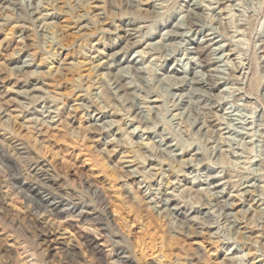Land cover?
Here are the masks:
<instances>
[{"label":"rangeland","instance_id":"374dc122","mask_svg":"<svg viewBox=\"0 0 264 264\" xmlns=\"http://www.w3.org/2000/svg\"><path fill=\"white\" fill-rule=\"evenodd\" d=\"M0 106V264H264V0H0Z\"/></svg>","mask_w":264,"mask_h":264},{"label":"bare ground","instance_id":"6f19581e","mask_svg":"<svg viewBox=\"0 0 264 264\" xmlns=\"http://www.w3.org/2000/svg\"><path fill=\"white\" fill-rule=\"evenodd\" d=\"M83 47H85V46H83ZM215 49V48H214ZM81 50H82V48H81ZM197 53H198V55L200 56V60L202 61V63L203 64H205L206 66H209V65H211L212 64V62H213V59H212V53H211V47L209 46V45H203V46H199L198 48H197ZM14 54V53H13ZM43 59V58H42ZM257 65V64H256ZM243 66H244V64H243ZM209 68V67H208ZM251 82V81H250ZM212 83V82H211ZM119 85V84H118ZM91 86H89V88H90ZM119 87V86H118ZM251 87V86H250ZM120 90V89H119ZM2 107L0 106V109H1ZM104 109V108H103ZM100 110V109H99ZM102 111V110H101ZM83 137V136H82ZM27 154V153H26ZM6 156H4V155H2V154H0V158L2 159V160H4V162H6L7 163V161H6V158H5ZM1 160V161H2ZM54 161V160H53ZM107 164V163H106ZM9 166V165H8ZM10 167V166H9ZM12 167V166H11ZM40 170H42V172H46L45 170H43V168H41ZM113 177V176H112ZM47 180H49V182H51V183H49L48 185H46V186H39L38 188H34V187H32V186H24V188L23 189H25L24 191H26V193H28V194H30V196H33V197H40V203L42 204V205H45L46 206V208H50L51 209V212H53L54 211V209L55 210H58V209H60V207H62L63 208V210H65V207L63 206V202L62 201H60V202H62V204L60 203V205L61 206H59V202H57V200H58V198L56 197V196H54V193L51 191V190H53L54 189V184H56V181L54 180V179H51L50 177H48L47 178ZM85 184H83V186H84ZM23 187V186H22ZM85 188H87V192L93 197V200L94 201H96V203H97V205L100 207V209H101V213L102 214H100V215H98V217H97V222L98 223H101V222H104L105 220L107 221V224H108V226L110 227V216L112 217V215H110V213H108V204L106 203L107 201L105 200V198L104 197H106V195L103 197V195L100 193V191H103V189H100V187H98V186H96V185H93V183L92 184H89V182L87 183V186L85 187ZM222 188H223V186H222ZM27 197V196H26ZM29 197V196H28ZM217 198V197H216ZM110 200V199H109ZM121 200V199H120ZM135 200H137L136 199V197H135ZM113 204H115V203H113ZM121 204V203H120ZM69 206V205H68ZM122 206V205H121ZM124 207H122V209H123ZM112 209V213H113V215H116L119 219H122L121 218V216H122V211H124V210H121V207H118V206H114L113 208H111ZM126 209V208H125ZM178 210V209H177ZM179 210H183L182 208H180ZM99 211V210H98ZM70 212V211H69ZM98 213V212H97ZM245 213V212H244ZM185 214V213H184ZM68 215H70V213H68ZM158 216V215H157ZM77 217V216H76ZM79 217H81V218H84L85 217V219H89V216H88V214H84V212H81L80 214H79ZM117 218V219H118ZM126 219L124 218V220L123 221H125ZM151 222V221H150ZM115 223H117L118 224V221H116ZM123 223V222H122ZM118 226V225H117ZM120 226V225H119ZM103 227V226H102ZM132 227V226H131ZM154 230V229H153ZM52 231V230H51ZM108 231H109V229H108ZM151 232V231H150ZM163 232V231H162ZM161 231H159L158 233H157V235L156 236H154L155 238H151V240L149 239V241H150V244H149V248L148 249H151V251L153 250L154 252H153V254L155 255V253L157 254V253H159V257H158V262H159V264H165V262H163V259H165V260H170L169 259V257L167 256V252L165 253V233L164 234H161V235H159L160 233H162ZM106 233V232H105ZM154 233V232H153ZM151 234H152V232H151ZM154 235V234H153ZM55 237V234H54V232H48L47 233V244L49 245V248H53V247H55L56 245H57V242L56 241H58V239H56V238H54ZM144 237V236H143ZM150 237H152V236H150ZM143 239V238H142ZM87 243H89V246L90 247H92L93 249V251H95V254H96V252H97V254H98V252H100V249H99V247L98 246H100V245H98L96 242H94V240L91 238V239H89L88 240V242ZM139 243V242H138ZM247 243V242H246ZM127 244V243H126ZM143 244V243H142ZM141 244V245H142ZM145 244V243H144ZM167 244V243H166ZM146 245V244H145ZM88 246V245H87ZM122 246V245H121ZM119 246L118 248H117V254L116 255H119V254H125V247L124 246ZM148 246V245H147ZM142 247V246H141ZM167 247L168 246H166V249H167ZM128 248V247H127ZM143 249H146V247L145 248H142V250ZM147 249V250H148ZM121 251L120 253H118V251ZM141 249H140V251H141V256H145V254H144V251H146V250H143L142 251ZM116 251V250H115ZM147 254V253H146ZM153 254L151 255V256H153ZM118 258H119V256H117ZM146 257V256H145ZM130 258H132V256H130ZM127 260V259H126ZM157 260V259H156ZM124 261H125V259H124ZM115 262V261H114ZM177 262V261H176ZM124 263H128V264H134V263H130V261H126V262H124ZM180 264V263H179ZM181 264H183V263H181Z\"/></svg>","mask_w":264,"mask_h":264}]
</instances>
